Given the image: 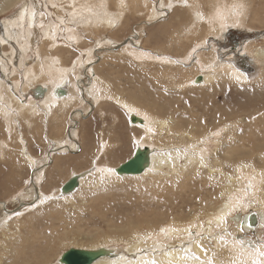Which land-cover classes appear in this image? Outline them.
<instances>
[{"label": "bare ground", "instance_id": "6f19581e", "mask_svg": "<svg viewBox=\"0 0 264 264\" xmlns=\"http://www.w3.org/2000/svg\"><path fill=\"white\" fill-rule=\"evenodd\" d=\"M253 1L238 0L233 3H226L224 0H216L213 3H209V9L204 11L202 10V0H187V3H185V0H162L161 6L172 10L170 16L166 15L167 21H160L158 26L168 25L169 28L163 32V35L169 36V41L174 44L183 38L187 39L190 36L202 35L199 41L193 42L194 45L201 40L204 42L208 36L215 38L221 35L227 27L232 25L248 27L249 20L260 24L261 18L253 7ZM49 2L52 3L50 5L58 12L57 14L65 12L68 14L69 22L75 26L72 29L68 28V35L74 44L80 42L81 45L78 46L82 49L88 46L91 47V44H86V40L92 37L96 41L101 36L97 37L100 30L116 29L113 32H121L129 19L139 17L143 10H145V17L147 15L150 16L153 22L163 17L161 12L157 14V11L161 10H156V13L152 12L153 0H123V2L121 0H50ZM15 3L16 0H2L0 3V14ZM29 4L32 5V3ZM234 5H243V7L234 8ZM25 11L19 12L12 19L4 22L3 36L0 40V44H8V40L12 39L20 50L18 66H13L12 72H9L8 67V63H12L15 54L12 47L10 48L12 54L7 57L8 59L6 58L7 60L4 62L0 61V69L3 72L0 73V129L5 132V135L0 136V192L6 193V197L1 202L0 208L4 209V201L17 193V188L13 186L19 181L20 169L22 167L29 169V165L32 164L34 168L39 167L38 169L40 170L37 172L36 170L32 171L34 180L33 190H30L27 193L28 195L24 196V199L30 200L21 204V210L5 214L0 219V264H25L28 258L27 244H32L36 240L32 237V234L31 236L27 234L28 237L23 238V236L22 241L13 244L11 239L15 231L12 232L10 229L13 220L20 218L24 213L30 212L49 201L51 203H54L58 199L63 202L68 201L71 197V192L62 195L61 188L71 177H77V186L72 191L77 192L78 189H82L86 183L91 181V177L94 174L97 177L103 175L111 179H137L152 173H161L163 168H168L166 172V175H168L179 174L181 170L185 169L194 170L196 167H206L207 174L212 176L214 175L213 172L221 173V168H218L219 160L229 164L227 173L223 178L226 180L223 181L222 186L217 190V193L221 194L222 199L218 201L214 199L212 191L214 184L211 182H204V186L207 188L204 190L202 188L199 193L202 198L210 199L211 205L214 206L210 211L205 210L199 216L196 215L185 222H169L166 226L157 225L156 223H154V226H150L148 223H144L143 227H145L146 231L143 232L142 236L138 237L136 235L139 232L136 229V232L132 230L131 232L128 231V235L131 238H135L134 241H124L123 238L112 240H109V238L94 240L90 238L87 240L90 241L89 244L78 243V245H74L72 243L69 249L75 248L100 252L98 253L99 256L91 264H149L150 261H155L156 264H208V262H212V264H251L253 259L258 260L259 257L255 256L252 250L259 247L256 246L255 241L253 242L248 239V236H243L245 234L248 235L247 233H250L251 230L257 232L264 230V191L259 189L261 177L255 173L243 171L233 175L229 168L234 165L233 163L236 164L239 161L242 163L243 160L250 159L251 163L257 168L264 169V135H260L263 136L260 142L252 140V145L247 150H238L232 146H228L224 150L218 149L215 158H211V153L214 150H210V146L220 142V139H215V136L219 135V132L214 136L210 135L213 131L212 129L199 128L191 120L185 124L184 127L186 129H184L179 123H176L173 117L168 118L166 121L155 117L153 113H157L155 110H160L161 107L150 103L151 108H148V111L142 109L141 106L122 99L118 95L115 96V94L110 93L104 87L103 83H100L101 79L95 73L96 69L93 67L88 70L89 75L82 72V75L87 78V84L85 85L87 86L86 94L89 95L94 104V106L91 105V107L88 106L84 109V112L90 114L93 112L94 107L101 106L104 104L103 102L113 99L117 105L128 112L126 120L129 121L130 117H136L141 120V122L136 121L135 123L129 121L130 127L141 132L139 136H135L133 139L131 156L133 157L136 150L146 149L147 164L141 173L134 175L118 174L116 170L123 163L115 166H106L98 164V161H95L100 160L105 149H109L110 147L108 143L101 142L95 160L87 168L71 171L68 178L57 189L53 188L54 190L49 192L42 190V185L46 182V172L52 173L56 171L58 176L59 172H61L60 170L63 169V166L59 163L52 166L53 160L57 161L60 157L65 156V153L67 155H76V151L73 149H76V147L77 152L83 151L81 146L72 138L65 137V134L68 131L69 135L79 137L78 124L82 117L86 116L79 108L85 100L82 98V93L80 92L79 83L81 81L76 82L77 79L75 74H73L75 72H72L75 64H73V67H69V64L76 55L69 62L64 61L61 53L68 52L69 54L72 51H69L70 48L59 49L56 46L53 31L48 32L44 30L45 40L38 47L36 58L33 62L26 61V55L33 49L34 44H36V37L38 36L34 37L32 32L35 29L34 23H36L34 22L35 15L33 16V13L36 14L37 9H34L35 12L32 13L28 10L29 22L25 20ZM197 13L202 18H198ZM48 15L51 16L50 14ZM14 26L17 29L19 28L18 33L12 30ZM51 29L54 30V28ZM142 29L143 26H139L136 29L137 34H132L134 36H131L136 45L141 42L139 38L142 35ZM172 31L174 32L172 33ZM83 33L86 34L87 38H84ZM112 41L116 42L118 40L109 38L105 39V41L102 39V42H96L101 43L102 46H106L111 44ZM132 44H129L128 47L121 46L117 51L108 49L107 51L128 56L135 62L152 61L154 60L152 59L153 57L158 60V56H163L161 59L162 64L169 67L177 66L173 58L165 57L166 55L161 54L158 50L154 52L156 56H153L151 53L140 52ZM192 46L189 48L187 46V49L190 50ZM49 47L51 48L48 49ZM252 48H254V45L250 44L247 50ZM188 50L182 56H179V59L182 60L180 64L189 61ZM91 53V49H88L86 57H90ZM107 55L108 53L106 52L103 57ZM251 56L254 57V62L264 70V48L262 46H255L251 50ZM75 59L78 60V58ZM213 59L214 57L211 58V60ZM211 60L206 61L203 55L198 54L196 62L190 67L196 73L192 77H186L184 81L185 86L179 85L178 87L209 91L231 83L234 78L238 80L244 79L242 72L238 73L235 66L229 64L218 67ZM79 63L84 62L79 61ZM176 66L175 68L179 69ZM18 71H22L23 79L21 81L15 75ZM7 72L12 75L11 81L13 85L5 83L4 77L7 76ZM197 77L199 78L197 79ZM11 81L10 83L12 84ZM58 86L65 89L66 95L64 97H56L53 94L54 89ZM13 89H21L23 93L31 90L33 94L32 98L28 102H23L15 97L12 92ZM142 102L145 103V99ZM67 110L70 111V115L65 123L62 119L63 113ZM225 114L231 115L230 112H226ZM79 116H81L80 119L78 118ZM51 122H56L57 124L56 130L54 127L51 128L56 136L50 140V143L54 144L53 147L56 149L52 150L55 152L51 154L53 155L52 159L50 156L45 158L46 164L50 165L46 168L41 159H36L28 151V143L24 138L23 130H29L31 134L40 135L42 126H50ZM158 126L166 127L169 134L182 133L193 136L188 144L189 146L174 148L171 145L155 143L151 136ZM249 127L251 133H253V124H249ZM248 136L252 139L257 137V135ZM4 146H9L10 150L5 152L3 150ZM180 160L183 162L181 167L178 166ZM3 180L6 181V184H4ZM186 184L189 183L184 182L181 187ZM221 216L224 217L225 222L221 221ZM134 224L137 225V223ZM19 225L21 226V224ZM160 227H162L161 230ZM16 231L20 233L18 228ZM31 231L33 230L31 229ZM261 234L263 236L264 232ZM240 242H243L242 245ZM64 252L56 258L55 264H63L60 258ZM45 256V254L40 255L41 259ZM194 257H199V259H194ZM27 264H29L28 259ZM42 264L49 263L44 260Z\"/></svg>", "mask_w": 264, "mask_h": 264}, {"label": "rangeland", "instance_id": "374dc122", "mask_svg": "<svg viewBox=\"0 0 264 264\" xmlns=\"http://www.w3.org/2000/svg\"><path fill=\"white\" fill-rule=\"evenodd\" d=\"M49 1L16 0L13 6L8 7L6 11L0 14L1 40L5 21L12 19L23 10H26L25 20L28 21V10L32 13L35 12L34 9H37L34 22L38 24L34 23L35 29L32 32L34 37L38 36L39 38L36 37L34 50L32 49L27 53V62H33L36 58V51L45 40L44 30L53 31L54 42L59 49L70 48L69 51H72L69 54L68 52L61 53L65 62H69L73 56H77L72 59L69 67H73V64H75L72 72H75L73 74H75L77 79L76 82L81 81L79 83L80 92L85 102L80 106L79 110L86 116L82 117L78 124L79 137L69 135L68 131H66L65 137L72 138L81 146L83 151L77 152V147L75 146L76 149H73L76 151V155H67L65 153V156L60 157L57 161L53 160L52 166L59 163L63 166V169L60 170L61 172H59L58 176L56 171L52 173L46 172V182L42 185L44 192L57 189L68 178L71 171L87 168L95 160L101 142L108 143L110 147L105 149L100 160H95L96 162L98 161V164L115 166L126 162L132 157L134 137L141 134L139 130L129 126V121L126 120L128 112L117 105L113 99L103 102L104 104L101 106L94 107L93 112L90 114L84 112V109L88 106L91 107V105L94 106V104L89 95L86 94L87 86L85 85L87 84V78L82 75V72L88 74V70L92 67L96 69L95 73L101 79L100 83H103L104 87L110 93L115 94V96L118 95L128 102L141 106L144 110L151 108L150 103L161 107L160 110H155L157 113H153L155 117L164 121L173 117L176 123H179L184 129H186L184 127L185 124L191 120L199 128L212 129L213 131L210 135L214 136L219 132L215 139H220V142L210 146V150H214L211 153V158H215L216 152L220 148L224 150L228 146H232L238 150H247L252 145V140L260 142L261 137H263L260 135H264V70L254 62L251 50L255 46L264 48V0L253 1V7L261 18L260 24L249 20L248 27L232 25L227 27L221 35L215 38L208 36L204 42L201 40L194 45L193 42L199 41L202 35L190 36L187 39L183 38L175 44L169 41V36L163 35V32L169 27L168 25L159 27L158 24L160 21H167L166 18L168 15L170 16L172 9L168 10V8L161 6L162 0H153L152 12L156 13V10H161L157 11V14L161 12L164 18L162 17V19H157V22L155 20L153 22L150 16L147 15L145 17V10H143L139 17L130 18L121 32H113L116 29L100 30L97 37L101 36L96 40L97 42H102V39L105 41V39L115 38L118 41H112L111 44L102 46L101 43H97L91 37L86 40V44H91V47L88 46L83 49L78 46L81 45L80 42L74 44L68 35V28H75L73 23L69 22L68 14L66 12L57 14L58 12L54 10L53 6H51L52 3ZM214 1L216 0H202V10L207 11L209 3ZM224 1L233 3L238 0ZM1 2L2 0H0ZM29 3H32L33 6ZM29 6L32 9H29ZM166 12L168 13L166 14ZM248 13L250 16V10ZM139 26H143V32L139 38L140 44L137 43L136 45L131 36H134L132 34H137L136 29ZM51 28H54V30ZM12 30L18 33L19 28L17 29L14 26ZM85 36L86 34H84V38H87ZM132 43L140 52L151 53L153 56H156L154 52L160 51L161 54L166 55L165 57L173 58L177 66L169 67L162 64L161 59L163 56H158V60L155 57L152 58L157 62L154 60L135 62L128 56L111 52L112 50H119L121 46L128 47ZM250 44H253L254 48L247 50ZM187 46L188 48L192 46V48L188 50ZM11 47L14 49L15 54L12 63H8L9 72L13 71V66H18L20 50L12 39L8 40V44H0V61L3 62L12 54ZM76 47L78 48L76 49ZM88 49H91L92 52L90 57H86ZM107 49L111 51H107ZM187 50L189 51V61L180 64L182 60L179 59V56H182ZM106 52L108 55L103 57ZM198 54L203 55L206 61L214 57L211 62L217 64L218 67L229 64L235 66L236 68H234L238 73L242 72L244 79L238 80L234 78L231 83L209 91L178 87L179 85L185 86L186 77H192L196 73L190 67L196 62ZM75 58H78V60ZM79 61L85 64L79 63ZM175 66L179 69H176ZM21 72L18 71L15 74L20 81L23 79ZM6 75L4 77L5 83L13 85L11 81L12 75L8 72ZM12 92L16 98L23 102H28L33 95L31 90L23 93L21 89H13ZM143 99H145V103L142 102ZM226 112H230L231 115H226ZM69 115L70 111L68 110L63 113V122H67ZM78 118L80 119L81 116ZM249 124L254 126L253 133L250 131ZM49 125L51 127L42 126L40 135L31 134L29 130H23L24 138L28 143V151L36 159H41L46 168L50 165L46 164L45 158L50 156L52 159L53 155L51 154L55 153L52 150L56 149L53 147L54 144L50 143V140L56 136L51 128L54 127L56 130L57 124L56 122H51ZM17 129L21 130L20 128ZM3 135H5V132L0 129V136ZM248 135H257V137L252 139ZM151 137L155 143L178 148L189 146L188 144L193 136L182 133L169 134L166 127L158 126ZM3 150L8 152L10 147L4 146ZM218 164V168H221V173L213 172L214 175L212 176L207 174L206 167H196L194 170L185 169L181 170L179 174L168 175H166L168 168H163L161 173H152L137 179H111L108 176L100 175L97 177L94 174L91 177V181L86 183L82 189H78L77 192H71V197L68 201L63 202L60 199L55 200L54 203L49 201L30 212L24 213L20 218H15L12 226H10L12 232L15 231L11 242L17 244L18 241H22L23 238L32 234L36 241L32 244H27L29 264H42L44 260L49 264H55L56 258L69 249L72 243L74 245H78V243L87 245L90 243V241H87L90 238L93 240L123 238L124 241L130 242L134 241L135 238H131L128 235V231L136 232V229L139 231L136 235L140 237L146 231L145 227H143L144 223H148L150 226H154V223L166 226L169 222L188 221L196 215L199 216L205 210L210 211L214 207L211 205L210 199L207 200L199 195L202 188L203 190L207 188L204 186V182L214 184L212 191L216 201L222 199L221 194L217 193V190L222 186L223 181L226 180L223 178L227 173L229 164L221 160L218 161ZM233 164L229 168L233 175L239 174L241 171L259 175L261 177L259 189L264 191V169L257 168L251 163L250 159H245L242 163L239 161ZM182 165L183 162L180 160L178 166L181 167ZM29 166V169L24 167L20 169L19 181L13 186L17 188V193L4 201L5 208H0V219L5 214L21 210V204L30 200L26 198L25 200L24 196H27V193L33 190L32 171L36 170L37 172L40 169H38L39 167H35V169L32 164ZM3 182L6 184V181L3 180ZM184 182L189 184L181 187ZM4 197H6V193L1 191L0 204L3 202ZM134 223H137V225ZM29 227L31 228L29 229ZM17 228L20 233L16 231ZM161 229L162 227H160ZM259 232L251 230L250 233H247L248 235L243 234V237L248 236V239L255 241L256 246L260 247L261 244H264V235L262 236L261 234L264 230ZM43 254L46 256L41 259L40 255ZM27 259L25 264H27Z\"/></svg>", "mask_w": 264, "mask_h": 264}, {"label": "water", "instance_id": "95a60500", "mask_svg": "<svg viewBox=\"0 0 264 264\" xmlns=\"http://www.w3.org/2000/svg\"><path fill=\"white\" fill-rule=\"evenodd\" d=\"M199 77H197L198 79ZM195 79V80H197ZM53 94L56 97H64L66 95V91L63 87H56L53 91ZM129 121L131 123H135L136 121L141 122V120L137 119L136 117H130ZM147 150H139L136 151L132 158L128 161L120 165L116 172L118 174H138L141 173L147 164ZM78 180L77 177H71L65 184L62 185L61 194L65 195L67 193L72 192L75 187L77 186ZM100 252L98 251H87V250H80L71 248L65 251L61 255V262L63 264H91L94 259L99 256Z\"/></svg>", "mask_w": 264, "mask_h": 264}, {"label": "snow or ice", "instance_id": "6c2138e0", "mask_svg": "<svg viewBox=\"0 0 264 264\" xmlns=\"http://www.w3.org/2000/svg\"><path fill=\"white\" fill-rule=\"evenodd\" d=\"M121 2H123V0H121ZM185 3H187V0H185ZM233 7L234 8H236V7L242 8L243 5H234ZM34 15L35 14L33 13V16ZM218 15H219V13H218ZM197 17L198 18H202L199 15V13H197ZM193 51H195V50H193ZM220 219H221L222 222H225L223 216H221ZM240 243L242 245L243 242H240ZM252 251L255 254V256L259 257V259L258 260L257 259H253L251 264H264V244H261V246L259 248H255ZM194 259H199V257H194ZM149 264H156V262L155 261H150ZM208 264H212V262H208Z\"/></svg>", "mask_w": 264, "mask_h": 264}]
</instances>
